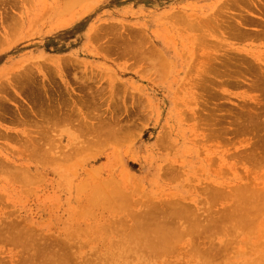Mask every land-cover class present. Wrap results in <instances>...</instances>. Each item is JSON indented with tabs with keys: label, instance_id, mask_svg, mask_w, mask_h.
Here are the masks:
<instances>
[{
	"label": "rangeland",
	"instance_id": "rangeland-1",
	"mask_svg": "<svg viewBox=\"0 0 264 264\" xmlns=\"http://www.w3.org/2000/svg\"><path fill=\"white\" fill-rule=\"evenodd\" d=\"M65 1L0 0V235L25 234L33 252L54 249L64 264H169L182 254L191 262L184 244L164 257L132 251L128 230L147 222L133 217L142 205L125 214L133 204L119 195L204 210L208 188L230 191L256 176L264 182V158L250 155L263 142L262 121L247 119L264 114V89L256 88L264 80V0H71L82 3L69 9ZM24 71L37 91L50 84L42 111L62 107L71 119L47 128L22 122L35 102L16 86L14 75ZM36 144L44 160L32 156ZM126 180L140 184L130 190ZM116 191L126 207L103 203ZM259 236L247 241L257 238L256 246ZM3 238L0 264H22V239L13 246ZM231 239L223 264H243L239 248L262 251L258 242L255 252Z\"/></svg>",
	"mask_w": 264,
	"mask_h": 264
},
{
	"label": "bare ground",
	"instance_id": "bare-ground-1",
	"mask_svg": "<svg viewBox=\"0 0 264 264\" xmlns=\"http://www.w3.org/2000/svg\"><path fill=\"white\" fill-rule=\"evenodd\" d=\"M63 1H65V0H63ZM66 1H68V0H66ZM66 1H65V3H66ZM69 1H70V3L68 2L66 4H63L64 6L66 5L65 7H67V9H69V8L72 7L71 6L72 2H73L72 5L75 7L78 3L81 4L85 0H83V1L81 0L82 2H77L76 4H74V1L75 0L72 1V2H71V0H69ZM76 1H78V0H76ZM67 4H69V7L67 6ZM55 8H57V6ZM135 52H136V54H135ZM133 53L135 55H139V52H138L137 49H134L133 50ZM151 53H152L153 56H157V57L160 54L159 53V50L158 51L151 52ZM161 55H162V53H161ZM160 59L162 60L161 61L162 63H165L164 57H162ZM61 63H63V62H61ZM25 71L23 73L20 72L17 75H14V80H15V83H17L16 86L18 85L17 88H18V90L20 91L21 94L24 93L29 99H31V100L34 99L35 100V102L32 101V103L34 102L33 103L34 104V108H36L37 110H35L33 108V105L30 106V108H29L30 110L29 109L28 110L32 114L31 115V118L28 120V119H25V116H24L23 117L24 119H22V122H26V123H30V124L31 123H34L36 125H40L41 127H43V125H44L47 128L50 124H52V123L57 124V123H59V121H62L63 119L65 120V118L71 119V117L68 116V115H67L68 117H64V118L62 117V116H65V114H68L67 112H65V114H64V112H60V111H63L62 110V107H61V110L60 111H58L59 108H57L58 110L56 109V111H55L54 109L56 107H58V106H56V104L58 105V103H56V104L53 103L54 102V101H52L53 99L51 100L50 98L49 99L51 101L49 99L48 100L50 102H52L53 105H51V103H49V105H51L52 107L55 106L53 108L54 111H52V112L48 111L47 113H45V111L44 112L42 111V109L44 110L43 104L46 103V99H47L45 97H49L48 95H46L47 94L46 92L48 90H45V88L47 86L49 87L50 84L49 83H48L49 85L46 84L45 85L46 86L45 88L42 87L41 90L37 91V89H38V84L37 83H39V82L36 83V80L34 79V76L32 75V73L30 71L29 72H25ZM38 71H40V68H39ZM28 74L31 75V76H29ZM258 80L259 81H256V85H257L256 88L257 87L258 88L260 87L259 89L257 88L258 90H260L261 88L264 89V85H263L264 84V82H263L264 80L262 81V83H261L260 79H258ZM258 82H260L261 85H260V83L257 84ZM42 85L43 84H41V86ZM261 86H263V87H261ZM49 89H52V88H49ZM260 92H264V91L263 90L262 91L260 90ZM42 96H43V98H45L44 100L42 99ZM263 102H264V100H263ZM35 103H37V105ZM35 105L36 106L42 105L40 107L41 110H39L37 107H35ZM261 107L262 108H260V109H263V111H264V107L263 106H261ZM76 109H77V107H76ZM73 111H74V108H73ZM263 111H262V113H263ZM71 112L72 111H70V114H72ZM28 113H27V115L29 116ZM261 115H264V114H261ZM261 115L260 116H258V115H254V116L252 115V116H250L249 115L250 117L247 118V119L251 118V120H254V119H258L259 118L258 120L262 121L261 123L258 122L260 125L256 124V126H259L260 127L259 129L262 132L261 133L262 134L261 135V141H263V142H259V139H258V143L261 144V145L255 150L256 152L253 150L254 151L253 154H250V155H252V157L254 159L256 158L257 160L260 159V158L261 159L264 158V118ZM253 117H255V118H253ZM26 118H27V116H26ZM251 120H247V121L249 122ZM258 120H256V122ZM256 122H253L252 121V123H254V124ZM250 126H251V123H250ZM256 126L253 125V127H255V128H256ZM244 130H245V127H244ZM32 149H36V150L34 151ZM32 149L31 150L33 151V153H32V156H33L34 153H36V154L38 153V151H39V144L38 145L36 144L34 146V148H32ZM41 149H40V151H42ZM252 149H253V147H252ZM252 149H251V151H252ZM39 153L40 154H37V155H42L41 153H44V152L42 151V152H39ZM44 155L45 156H44V158H42V160H44L45 158H47L46 157V153H44ZM256 159H255V161H256ZM29 161H30V159H29ZM262 161H264V159L260 160L259 162H262ZM28 163H31V162H28ZM31 165H33V164H31ZM33 167H34V165H33ZM25 168L27 169V167H25ZM63 168H65V167H63ZM46 170L47 169H45L44 171H46ZM27 171L28 170H26V172ZM23 172L26 173L24 170H23ZM15 173H16V171H15ZM245 173L246 174H249V172L247 170L245 171ZM17 174L18 173H16V177H18L20 175V174H18V175ZM23 176H25V175H23ZM19 177H21V175ZM26 177L24 178V180L26 179ZM126 178H127V176H126ZM22 179H23V177H22ZM246 181L247 182L238 185L236 188H234L233 190H230V191H225V189H222V188H214V187L213 188H208L206 190V193L209 196V198H208V202H206L207 204L206 203H205L206 205L204 204V207H205L204 210H202V209L199 210L200 208L199 209H197V208L196 209H193V208L186 207L185 204H181V203H179L176 200H174V201L158 202V203L157 202L150 201L148 203V205H147L146 204V201H144V200H142V202H141V200L140 201L139 200L136 201V199L135 200H130L132 194L129 195L125 191H123L125 193L120 192L121 194L119 193L120 194L119 196H121V195L124 196V199H123V196L121 197V199L124 200V203L127 202V204H129L128 201H131L132 204H133V205L131 204L132 205V208L127 205L129 208H128V210H125L124 211L125 214H126V211H130V210L133 211L134 210L133 209V206H135V204L138 205L137 208L140 207L139 210H141V206L140 205H142V208L144 210H145L144 207L146 205L148 206V208L145 210V212H144L143 209H142L143 211L141 210L143 213L141 211H138V209L137 210H134L135 212L137 211L136 212L137 214H135V215L133 214L134 216L132 215L133 212H131V214L129 212L130 216L132 215L133 217H135L136 221H138L137 219H139V216L137 218H136V216L137 215H140V219L143 218L144 220L143 219L142 220L145 221V222H147L146 224L143 223L145 225H141V223H137V226H136V223L134 222V225L135 226L134 225H131L132 226V230H131L132 234H129L128 236H127V234L128 233H131V232H129L130 229L129 230L127 229L128 232H127L125 238L128 237L127 238V240H128L127 243H129V245H130L129 247H132L130 249L131 250L133 249L132 251L135 250V251H139V252L142 250L147 255H151L152 257H161V256L164 257L166 254L172 253L175 250L180 249L181 245L184 244L186 246L185 248H187V250L189 249V253H190V256H191V262L188 261V263H186L187 256L184 255V254H182L181 255L182 261L181 262L174 261L173 263H169V264H204V263L206 264V261H208V263H210V264L211 263L212 264H217L218 261H220L222 258H224V259L228 258V256H226V255H227L228 251L231 250V248H233L232 247L233 246L232 244L235 241V240L231 239V237H233V238L240 237V238L243 239L242 240L243 244H241L240 247L243 248L244 244L247 243V244H249V246L248 245H246V246L252 248L253 244L255 243L254 241L257 238H255L254 241L252 240V242H250L251 244L249 243V241H247V239H248V237H252V232H253V234H255L256 237L259 236L260 234H262V237H261V235L259 236L261 239H263V240L260 241L262 243H260L258 240H257V242L260 245V247H259L260 250L259 249L258 250L259 251H261V250L264 251L263 250L264 249V244H263L264 243V238H263V234L264 233L261 231L262 229H260V231L262 233L260 232V234H258L257 233V232H259L258 229H255V227H257L256 225H258L257 228H260L259 226L264 227L263 226L264 223H262L263 219L260 218L262 215H264V207H263L264 205L263 204L259 205L260 204V201L261 202L264 201V182L263 181L260 182L259 181V177H257V176L256 177H252V178H247ZM124 184H126V187L128 189L132 190L131 187H133V188L135 187L136 188V187L139 186L138 184H140V183H135L134 184V183H132L131 180H126V181H124ZM110 185H112V184L110 183ZM143 188H145V187H143ZM114 192H115V190H114ZM117 193H118V191H116L115 195H112L114 193H110V198H109L108 195H106L105 197L107 199L104 197L103 203L106 202L105 200H107L106 203H108L109 200L111 201L112 199H114V197H116V195H118ZM111 195L113 196V198H111L112 197ZM119 196H117V197L120 198ZM125 197H127V198H125ZM116 199H114V200H116ZM121 199H120V201H119V199H117L119 202L118 201H115L114 202V200H112L114 203L111 202V205L112 204L114 205L115 203H117V204L118 203H122L123 200L121 201ZM220 199H222V200H225V199L226 200H229L231 203L229 202L230 204H229V206L227 208H224V209H221V210H215L212 207V205L215 202H217L218 200H220ZM144 203L146 205L143 207V204ZM117 204H116V206H118ZM124 205L125 204L122 203L121 208L126 207ZM119 207L120 206H118V208ZM123 210L124 209H122V211ZM138 212H140V213H138ZM125 217H127L126 219L129 218L128 216H125ZM257 218L262 219V221L255 222V220ZM129 219L131 220L133 218H129ZM138 222H142V221H138ZM132 224H133V221H132ZM150 227H151V230H152L153 233H151ZM144 228L147 229L148 232L147 231L146 232L145 231H142V230H145ZM254 230H256V232H254ZM15 231H17V230H15ZM250 231H251V233H250ZM9 232H11V231H9ZM9 232H8V234H9ZM12 233H10V235ZM125 233L126 232H124V234ZM143 233L144 234L146 233V234L144 235ZM247 233H248V235H247ZM8 234H6V235H8ZM6 235L4 233L3 235H0V238L1 237L2 238L3 237H6ZM18 235L19 234H16L15 233L14 237L11 238L13 241H11L9 239V237L8 238H3V239L4 240L7 239L5 241L6 243H9L11 241L12 244L11 243L10 244L13 245V246L16 245V242H18L17 244H20L21 243L20 245H16V246L19 247V248L23 247V248H21V250L24 249L25 252H26V248H27V252L30 253V251H28V250L29 249H34L36 247L35 244H32L33 241H35V240H31L32 238L30 239V238L25 237L24 236L25 234L23 235V233L21 235H23L24 238L23 237L21 238L20 235L19 236ZM226 235L229 236V237H227L228 239H225L226 241L224 240L223 242L222 241L215 242L218 239V237H220V236H226ZM245 235H247L248 237L245 236ZM11 236H13V235H11ZM16 236L19 237L20 239L18 240V238ZM259 237H258V239L260 240ZM245 238H246V241L247 242L245 241ZM8 239L10 241H8ZM14 239H16V240H14ZM21 239H22V241H21ZM28 239H29V241H28ZM25 240H27V241H25ZM19 241H21V242L19 243ZM25 242L26 243L29 242L30 244H28V243L26 244ZM257 242H256V246H259L257 244ZM23 244H25L24 245L25 247L27 245L28 246L26 248H24ZM31 244H32V248L31 247L28 248L29 246H31ZM203 244L206 245V248H204L202 250V247L204 246ZM230 245H232V246L230 247ZM33 246H35V247H33ZM256 246H253V247H255V250H253L255 252L257 250L256 249ZM126 247H127V245H126ZM239 249H236L235 248V252H236V250H239L240 251V253L238 252L239 254H246V257H247V260L243 264H264V263H262V261L264 260V256H263L264 253H261L262 251L261 252H257V253L254 254V252H250L249 251V248L245 252H244V248L243 249L239 248ZM21 250H20V253L22 252L21 255L27 254V257H28L27 258L26 255H25V257H23L24 258V262L23 261H20V262H23L22 264H25V262H26V264H56L55 263L56 261H59L60 264H64L63 260L65 259L64 258L65 256L63 254L62 255L61 254L59 255L54 249H51V250H52V252L55 251L57 253V254L55 253L57 256H55V254H53V255L55 257H58L59 260H57L58 258L56 260L53 259V262H51L52 261L51 260V258H52L51 257V254H52L51 253V250H50V252H45L43 254L40 253V252H38L37 254L35 252H33V251H36L37 252L38 251V248H35L34 250H32V253H30V254L24 253V251H21ZM131 250H129V251L131 252ZM251 251H252V249H251ZM41 252H43V251L41 250ZM46 253H49V254L51 253L50 255L48 254L49 257H50L49 259H47L48 258V255L45 256V257H42V256H44V254L46 255ZM194 255H196V258H195ZM54 256H53V258H55ZM60 256L61 257L64 256V257L60 259ZM21 258H22V256H21ZM46 260H48V261H46ZM223 262H225V261L222 259L221 263L223 264ZM17 263L18 262H15V264H17ZM166 264H168V263H166ZM226 264H228V262ZM236 264H237V262H236Z\"/></svg>",
	"mask_w": 264,
	"mask_h": 264
}]
</instances>
